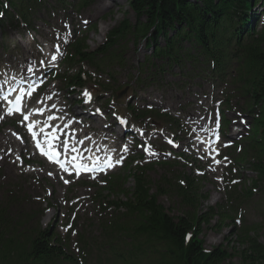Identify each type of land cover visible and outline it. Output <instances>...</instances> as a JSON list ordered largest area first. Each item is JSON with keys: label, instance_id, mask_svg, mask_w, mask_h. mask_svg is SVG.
Here are the masks:
<instances>
[{"label": "trees", "instance_id": "16d2710c", "mask_svg": "<svg viewBox=\"0 0 264 264\" xmlns=\"http://www.w3.org/2000/svg\"><path fill=\"white\" fill-rule=\"evenodd\" d=\"M3 1L9 7L4 8ZM92 1L81 0L78 7L85 9ZM257 1L130 0L134 24L122 22L109 33L105 45L95 51L89 49L85 38L72 45L65 61L66 86L84 87L81 64L107 74L109 84L116 83L112 75L114 68H124L122 43L126 38L143 41L150 54L141 63L139 72L142 77L147 76L148 83L158 84V80L166 77H180L179 83L207 79L228 88L227 107L231 99L240 98L246 101L245 107L250 112L257 109L252 136L241 156L242 161L253 158L248 165L257 173L258 180L253 185L256 189L264 183V26L258 29L252 17ZM35 4L36 0H0V12L4 13L0 24L13 23L14 14L27 21L28 7L37 9ZM88 79L92 80L91 76ZM168 119V123L173 122L172 118ZM168 168L173 170L172 165ZM147 170L146 167L133 170L130 164L122 174L111 177L105 188V192H118L129 198L126 203H109L125 208L128 223L117 224L115 232L131 241L130 248L115 253L112 261L122 260L115 264H229L232 255L227 250L217 247L207 252L201 240L203 225L214 219V213L213 210L203 213L200 209L205 197L199 181L183 174L173 178L177 186L162 182L152 194ZM130 179L135 183L131 192L125 189ZM166 190L175 192L180 199L186 211L184 216L173 218L158 203L159 196H170ZM228 201L237 206L242 203L236 190L228 192ZM42 216L40 204L33 203L21 188L0 184V264H78L50 229H42ZM253 232L255 226H244L239 231V243L247 247L241 253L240 264H264V245L251 236ZM79 242L87 256L90 245ZM99 264L104 263L99 260Z\"/></svg>", "mask_w": 264, "mask_h": 264}, {"label": "rangeland", "instance_id": "374dc122", "mask_svg": "<svg viewBox=\"0 0 264 264\" xmlns=\"http://www.w3.org/2000/svg\"><path fill=\"white\" fill-rule=\"evenodd\" d=\"M100 1L101 0H93V4H91L89 8L79 10L75 6V4H77L75 0H68L70 4L75 2L74 8L68 9L66 17H64L61 13H57L58 7L56 1L47 0L36 17L37 19L34 22L36 24L35 29L26 31V29H22L21 25L17 27L16 23H14V27L9 25L4 28L0 27V72H4L2 70L8 67L16 69L18 65H21V61L24 59L22 49L26 50L28 53L26 59L28 57L36 59L39 48L41 49V45L44 43L49 44V47H53L57 49L59 53H62L65 44L64 40L66 41L70 37L72 27L74 30H77L76 36L78 38L84 36L87 40V46L91 50H96L98 47L105 44L108 33L122 22L127 21L131 24L135 23V16L130 12L129 8L130 0H113L115 6L109 8L101 7ZM260 10H264V8L261 9V7H257L254 9V11H257L256 15L260 13ZM80 19L81 21H88L89 24L86 26L80 24ZM76 20L78 21L76 22ZM75 23L78 24V27L74 26ZM259 23H264V16L259 20ZM92 28H96V31H92ZM79 34H82V36H78ZM122 46L124 68H118L114 71L116 72V79L119 82L114 92H106V90L99 85L100 83L89 84L88 90L90 92H95L96 95L100 94L99 97L95 95V105L100 107L98 112L100 117L110 112L109 120L115 119L114 116L116 113L122 114L124 121L129 119L133 120L127 107L156 106V109L176 114L177 117L180 115L179 117L183 118L186 124H188V127H194L195 123L203 126L216 124V120H213V116L215 115L216 105L220 100V95L218 94L219 91L213 88L211 82H195L193 84H187L183 89L176 85V81H172L169 85L161 87H157V85L152 87H137L138 83L136 82V77L139 75V65L148 53L144 48L143 41L135 42L134 39L127 38L122 43ZM83 70H87V72H90L92 75L94 74V71L89 68H84ZM55 88H58L57 94L64 98L61 102H69V99H79L78 97H70L69 91L65 89L63 84H58L56 86L49 83L46 91L42 92V94L34 100V103L38 102L43 96L47 95ZM112 98L114 102L110 103ZM237 105L239 106V110L242 109L245 116L249 117L250 125L252 123V118L249 112L244 109V103L239 100ZM93 108L94 104L91 106V109ZM74 109L78 108L74 107ZM227 116L230 121L237 120V116L234 114H227ZM83 117L88 119L90 116L87 114V116ZM94 119L95 117L91 116L88 120L94 122ZM17 120L18 125H20L22 123L21 118L18 117ZM241 120L247 126V121L245 119ZM12 122V120L0 122V134L6 129L11 132L12 127H14L16 131L19 130V126H14ZM137 124L144 133L137 131L136 136L128 135L126 139L122 138L119 140L126 154L123 155V161L114 168L112 174L120 173L129 158L137 159L143 156V161L145 163H153L161 159L173 158L175 155H178L182 157L181 160H188L190 164L184 169L183 165L180 163L181 170L189 175L203 178V184H201L199 188L202 190V194L207 197V201L204 203V210L213 209L219 213L223 212L227 215L229 214V211H227L228 202L224 194L225 187L222 183V176L225 168L223 163L220 167H215L213 165L214 161L209 158V150H205L204 147L202 149L206 154L200 152L202 146L198 145L199 142H187L182 147L174 150V152L163 153V142L166 140L170 141L167 128L161 129L150 121L138 122ZM16 137L19 139L17 135ZM130 137H132V140H130ZM26 139H28V136H24L19 140L25 142ZM125 141H127V143ZM223 145L224 141L221 139L217 144L216 150L220 151ZM9 149L10 148H8V150ZM145 149H148V151ZM9 153L11 154L5 159L4 148H0V182L5 181V183L11 186L18 187L23 185V192L37 198L38 201L44 205V209L47 202L51 205L52 209L46 212L44 218L41 220V226L44 229L51 226V230L58 236L61 242L64 239L67 241L68 237V241L64 243V247L69 254L77 259L84 257L80 251L78 252L81 247L77 243L78 234L84 233H86L88 238L90 236V238L96 242L97 252H95L97 253V257L105 264L109 263L110 260L115 257V253L125 251L127 247H130L122 238H117L112 242L108 241L107 232L103 231V227L108 224L117 223L126 225L128 223L127 216L122 212L119 211L117 214L118 216L115 214L109 215L110 213H108L109 211L106 209V214H104L100 206L102 202H100V204L94 203L93 198H95V194L98 193V188L103 186L105 177L102 176L95 182L77 180L66 187L65 184L57 183L55 180L49 179L48 174L50 173L47 171L42 172L41 169H47V166L45 162L39 159H32L29 161V168H26L25 164L22 165L23 161L25 162L30 158L32 153L30 149L22 156L11 149ZM237 170V173H239L240 177L243 179L242 184L238 185V189L240 191L241 189L250 190L251 181L255 180L256 175L251 172L246 166V163L238 165ZM171 173L172 171L168 172L167 169L161 168L160 166L154 167L147 175L149 178V185L155 190V186L158 185L159 179ZM133 188L134 184L130 181L126 189L132 190ZM101 196L105 198L108 194L104 193ZM257 196H259V194ZM175 197L177 196L175 192L172 191V196L167 198L161 197L159 203L165 207L169 216L179 218L184 216L185 210ZM119 199L122 201L125 200L123 196L114 194L109 201L116 202ZM213 199L216 200L215 203H211ZM239 214H241L240 226L231 223L229 220L221 223L219 216L211 220L209 224L203 225L201 239L204 242L205 249L207 251H212L217 247H223L232 255L231 261L228 262L229 264H240L241 253L247 248L239 243V230L244 225H255V232H253L251 236L253 238L255 237L259 241V244L264 245V192L263 197L259 196L255 199L252 198L249 205H243L241 209H237V215ZM71 224L75 226L74 229L77 230V234L75 232L71 234L69 230V225ZM88 238H85V240L90 241ZM74 244H76L77 247H75Z\"/></svg>", "mask_w": 264, "mask_h": 264}, {"label": "bare ground", "instance_id": "6f19581e", "mask_svg": "<svg viewBox=\"0 0 264 264\" xmlns=\"http://www.w3.org/2000/svg\"><path fill=\"white\" fill-rule=\"evenodd\" d=\"M100 3L101 7L109 8L111 6H115L113 0H101ZM11 82H14V80ZM0 87L2 88L1 84ZM49 97H51V99H49ZM72 105L73 102L68 104L69 107ZM36 109H43V113L41 115H31L29 121L23 120L26 124L27 130L30 123L36 122L33 127V131L37 133L36 139L43 140L50 137L49 140L51 141V146L61 147L65 143L66 147H64L63 152L67 153L73 152L72 149L77 146L81 147L84 150V153H87L88 151H91L93 155L104 153V157L100 160L101 165L103 164L102 166L106 163L113 164L114 161H118L120 159V149H118V145H114L120 137L117 136L115 138H111V134L115 133L114 129L117 126V123L112 121L110 124H107L108 116L98 120L86 130L81 129L79 126L80 116H78V113L75 110L65 108L64 105L60 103V100L54 95L43 97L37 103ZM35 112L36 111L32 110L24 114ZM3 114L4 112L0 105V115ZM50 115L56 117V119L49 121L48 116ZM68 115H71L73 118L78 120L70 122ZM41 129H43V131H41ZM88 130L93 131L94 134L89 135ZM80 141H82V143ZM42 143L45 142L43 141ZM93 145H97V149H93ZM26 146L27 141L22 144L17 143L12 134L7 132V130L0 134V148H4L5 159L10 155L8 148L16 147L17 151L22 152ZM32 157L36 158V152L32 154ZM51 177L56 178L54 175ZM215 202L216 200H211V203Z\"/></svg>", "mask_w": 264, "mask_h": 264}, {"label": "snow or ice", "instance_id": "6c2138e0", "mask_svg": "<svg viewBox=\"0 0 264 264\" xmlns=\"http://www.w3.org/2000/svg\"><path fill=\"white\" fill-rule=\"evenodd\" d=\"M52 59L55 60L56 57L53 56ZM84 95L90 99V94L87 91H85ZM29 96H31V93H29ZM49 99H51V97H49ZM24 110L25 109H24V106H23V103H22V98L18 96L16 98L14 106L8 109V113L7 114L8 115H12V114H14V112L21 113L23 115V120L24 121H29L31 115H33V114L34 115H41L43 113V109H39L35 113L23 114ZM97 111H99V110H97ZM55 119H56V117H54V116H51V115L48 116V120L49 121H52V120H55ZM35 123L36 122H33V123H30L28 125V131L31 132L33 140H36V137H37V133L35 131H33V127L35 126ZM45 123H47V122H45ZM120 123L124 124L125 121L123 119H121ZM41 131H43V129H41ZM46 142H47V140H46ZM80 142L82 143V141H80ZM36 148L40 150L41 154L47 156L49 160L60 164V167L64 168V164L60 163V161L56 158V156L54 154H52L50 151H45L44 147H42V145H41V143L39 141L36 142ZM72 150L76 151L75 148H73ZM125 150H127V149H125ZM145 150L148 151V149H145ZM73 159H75V157H73ZM225 159H227V158L225 157ZM216 163H219V161H216ZM78 167L86 169V166H84V165H80ZM108 167H112L111 163L108 164ZM65 171H67V169H65ZM68 182H69L68 180H65V183H68ZM69 227H71V226L69 225Z\"/></svg>", "mask_w": 264, "mask_h": 264}]
</instances>
